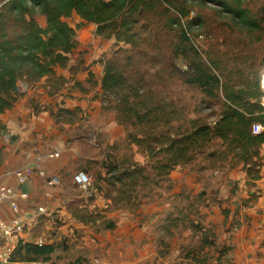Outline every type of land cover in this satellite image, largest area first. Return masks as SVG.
<instances>
[{"label":"rangeland","instance_id":"374dc122","mask_svg":"<svg viewBox=\"0 0 264 264\" xmlns=\"http://www.w3.org/2000/svg\"><path fill=\"white\" fill-rule=\"evenodd\" d=\"M171 1L174 4L158 6L153 16L152 22L162 30L158 43L134 46L106 39L100 41L99 52L90 49L83 52L92 60L91 65L100 69L103 77L114 75L125 81L126 90L118 92V97L130 92L135 107L134 111L121 114L115 92L98 90L100 124L92 129L83 123L76 127L74 134L91 133L90 139L99 144V152H96L99 157L78 165L71 176L72 180L79 171L90 176L92 195L76 202L73 216L86 224L92 223L87 235L94 240L84 254L81 250L83 241H80L84 234L75 230V243L61 244L62 250L54 264H99L96 261L98 252L108 251L111 243L121 251L122 247H132L136 252L131 261L133 264H217L219 257L222 264H228L235 260V254L244 251L237 235L231 234L232 228L239 223L234 222L229 227L228 224L232 215V221L240 216V205L257 200L261 190H254L244 201L238 197L233 207L221 206L230 204L231 199H225L227 195L236 196L235 191L244 188L237 176L239 171H244L243 164L232 156L225 158V148L220 141L170 171L161 151L164 139L160 134L163 130L171 131L173 136L189 131L193 121L201 125L214 124L221 113L222 88L211 85L203 88L186 83L180 75L164 70L163 66L173 57L179 35L186 30L189 47L199 54L205 65L220 73V79L226 77L235 83L254 85L259 78L264 93V0H228L230 3L241 1L261 22L263 28L259 31L241 27L223 12L221 6L208 0ZM27 18L35 19L40 25L46 24L45 17L38 12L27 15ZM78 20L77 14L64 19L76 28L81 26ZM187 53L190 57V52ZM72 54H69L67 63L73 60ZM186 57L182 54L174 60L179 69L187 67L184 66ZM83 58L81 55L77 60ZM65 65L56 64L54 68L64 69ZM53 81L59 84L58 80ZM137 83L141 87L140 98H134ZM147 95L148 98L154 96L155 100L140 104ZM165 103L169 106L165 108L167 116L163 118L157 107ZM148 109L151 117L139 120L138 116L145 117ZM110 120L116 122L118 131L115 126L105 128V123ZM153 127L154 130H150ZM148 138L150 142L147 144ZM262 153L264 155V148ZM127 169L130 172L143 170L138 185L131 188L130 199H124L118 193L122 190L121 175ZM129 181L125 179L124 183ZM255 185L247 178L248 189ZM221 189L223 198L219 200ZM107 193L116 200L108 199ZM216 205L217 210L211 212L212 206ZM122 221L129 222L122 226L124 232L120 235L116 224ZM63 253H66L64 259L61 258ZM92 255L95 258L89 257Z\"/></svg>","mask_w":264,"mask_h":264},{"label":"trees","instance_id":"16d2710c","mask_svg":"<svg viewBox=\"0 0 264 264\" xmlns=\"http://www.w3.org/2000/svg\"><path fill=\"white\" fill-rule=\"evenodd\" d=\"M208 2L221 6L232 21L249 31H259L263 28L261 22L252 16L241 1ZM162 4L174 3L171 0H9L0 8V114L12 108L16 102L20 82L30 86L52 74L56 64L67 63L69 54L76 47V29L64 21L65 18L77 14L87 23L95 24L96 35L103 39H114L116 43L134 46H152L151 42L158 43L162 33L160 27L152 22L157 7ZM34 12L45 17L44 27L35 19L27 18V15ZM189 39L188 32L183 30L179 35V44L173 50V57L169 58L163 69L177 73L189 84L203 88L209 85L222 88L221 113L212 126L193 121L194 125L189 131L175 133L173 136L171 131L163 130L160 138L164 139L161 151L165 156V166L170 171L175 166L192 160L202 149L212 147L210 145L220 141L225 148L224 157L232 156L242 163L247 178L255 182L261 179L264 167V162L261 163L264 159V93L259 78L254 85L235 83L226 77L220 79V73L205 65L199 54L189 47ZM187 51L190 52V57ZM182 54L187 56L185 69H179L174 61ZM213 64L220 70L214 61ZM124 85L125 81H121L118 76L106 75L102 79L105 93L115 92L121 114L134 111L135 107L134 102L130 100V92L118 97V92L126 90ZM128 86L134 87L129 84ZM135 89L134 98H140L141 87L138 83ZM143 97L147 99L142 100L140 104L155 100L154 96ZM167 106L169 104L165 103L162 107H157L160 113H163V118L167 116L164 112ZM148 117H151V110L145 117L139 115L138 119L142 121ZM255 124L263 127L257 134L252 131ZM1 130L3 126L0 123ZM150 130H154V127ZM149 140L150 138L147 139V144ZM213 152L215 153L214 150ZM142 173L143 170L124 171L119 181L122 185V190L118 191L119 196L130 199L133 192L131 188L138 185L137 180ZM125 179L130 180L129 183H124ZM107 198L116 200V197L109 193ZM53 252L54 248L51 246L21 242L11 260L38 261L43 258L46 262ZM218 260L217 264H222L221 257Z\"/></svg>","mask_w":264,"mask_h":264},{"label":"crops","instance_id":"0c3cea01","mask_svg":"<svg viewBox=\"0 0 264 264\" xmlns=\"http://www.w3.org/2000/svg\"><path fill=\"white\" fill-rule=\"evenodd\" d=\"M78 22L81 26L77 28L70 24L76 29L73 60H70L64 69L53 68L52 74L30 86L20 82L16 102L12 108L0 114V123L3 126L0 131V189L12 188L15 191L13 200L18 205V210L14 211L9 201L2 202L0 219L9 224L14 221L23 224L22 232L4 235L0 231V255H10L9 264L31 262L11 260L21 242L53 247L54 252L50 254L48 261H43V258L36 261L44 264H54L58 252L62 250L61 244L75 243L76 231L84 234L80 240L83 241L81 250L84 254L88 245H93L94 239L87 235L88 228L93 227L92 223L86 224L73 216V211L77 209L76 202L80 198L90 197L93 190L91 193L82 192L74 184L73 177L71 180V176L78 165H85L89 160L99 157L96 153L99 152V144L90 139L91 133L86 135L80 132L76 135L74 131L80 123L88 125L91 129L100 124L101 102L98 90H103V76L98 67L91 65L93 63L87 53L83 52L88 49L99 52L97 48L100 41L106 39L96 35L95 24L87 23L81 18ZM81 55L84 58L77 60ZM53 79L58 80L59 84ZM70 117H76L77 120H69ZM110 126H115L117 131L119 129L113 120L105 123V128ZM54 153H58V156L52 157L51 154ZM17 170L29 172L30 180L19 183L11 174ZM237 176L244 188L235 191L236 196L227 195L225 199H231V202L222 204V207H233L238 197L244 201L254 190L259 189L261 192L257 200L240 205V216L236 221H232L233 215L231 217L228 227L234 222L239 223L232 228L231 234L237 235L239 245L244 251L235 254V260H230L228 264H264V167L261 179L255 181L256 185L251 189L247 187L245 171H239ZM52 177H57L59 183L51 185L49 181ZM219 195L220 200L223 198L222 189ZM217 208L218 205L212 206L211 212ZM207 211L208 207L205 209V212ZM128 222L116 224L120 235L124 232L122 226ZM113 245L111 243V246ZM111 246L108 251L98 252L96 261L99 264H124V261L126 264H133L131 261L136 257V252L132 247H122L121 251L117 246ZM62 256L64 259L66 253ZM144 256L146 257V254ZM89 257L95 258L94 255ZM227 257L228 255L225 256Z\"/></svg>","mask_w":264,"mask_h":264},{"label":"built area","instance_id":"2783aa9c","mask_svg":"<svg viewBox=\"0 0 264 264\" xmlns=\"http://www.w3.org/2000/svg\"><path fill=\"white\" fill-rule=\"evenodd\" d=\"M8 1L9 0H0V7L4 5L5 3H7ZM262 129L263 127L260 124H255L252 127V131L254 134L259 133L260 131H262ZM51 156L52 157L58 156V153L51 154ZM11 174L14 175L18 179L19 183L21 184L28 182L30 180V174L27 171L17 170V171H12ZM73 181H74V184L79 188V190H81L82 192L91 193L92 188L90 187L91 185L90 176L86 172L79 171L75 173L73 176ZM49 183L51 185L58 184L59 179L57 177H52ZM14 196H15V191L12 188L7 187V188L0 189V204L4 201H9L12 209L14 211H17L18 205L13 200ZM0 231H2L4 235H12L16 232H22L23 224L20 221H14L9 224L3 221L2 219H0ZM9 256L10 255L8 254L0 255V264H9L10 263ZM28 264H44V263L31 261V262H28Z\"/></svg>","mask_w":264,"mask_h":264},{"label":"bare ground","instance_id":"6f19581e","mask_svg":"<svg viewBox=\"0 0 264 264\" xmlns=\"http://www.w3.org/2000/svg\"><path fill=\"white\" fill-rule=\"evenodd\" d=\"M263 88H264V80H263Z\"/></svg>","mask_w":264,"mask_h":264}]
</instances>
